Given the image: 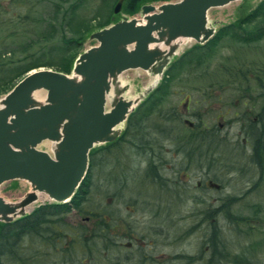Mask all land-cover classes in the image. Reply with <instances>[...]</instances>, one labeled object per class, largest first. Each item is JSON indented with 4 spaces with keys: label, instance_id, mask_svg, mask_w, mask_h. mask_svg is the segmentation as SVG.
<instances>
[{
    "label": "rangeland",
    "instance_id": "obj_1",
    "mask_svg": "<svg viewBox=\"0 0 264 264\" xmlns=\"http://www.w3.org/2000/svg\"><path fill=\"white\" fill-rule=\"evenodd\" d=\"M59 1L64 11L69 5L66 0H0V84L14 75V67L23 65L6 64V59L31 55L33 59L56 60L50 53L51 46L41 42L38 35L29 39L11 33L40 21L44 22V32L47 19L55 12V2ZM140 1L125 0L123 11L126 7L136 10ZM263 1L239 0L210 9L212 28L234 24L229 31L237 30L241 38L236 41L229 34L222 35L224 31L211 48L191 53L184 64L178 62L162 89L136 108L121 141L110 149L95 151L92 192L80 209L77 203L62 216L65 225L58 228L60 235L54 237L48 226L42 234L24 238L20 249H13L12 258L1 264H111L118 240L113 239L111 244H101L99 239L94 242L92 230L109 213L113 227L108 233L114 238L116 228H133L141 239L146 236L144 250L150 260L156 261L152 264H195L188 255L204 254L213 235V224L221 229L220 237L226 241L225 246L221 240L213 242L215 247L220 245L219 250L226 247L229 256L225 263L245 260L264 264V168L252 161L250 147L243 150L247 147L244 140H248L243 124L264 111V4L259 7ZM117 2L83 1L77 18L85 19L83 26L89 22L92 27L85 36L84 48L97 44L94 36L100 28L96 25L107 20L111 12L114 14ZM32 9L36 10L31 20H25V14ZM125 15L128 14L121 12L114 18L112 15L111 22ZM193 45L194 42L177 55L174 63ZM124 83L130 84L125 94L129 98L150 84L148 74L141 69L125 71ZM4 95L0 93V98ZM248 110L249 115L245 114ZM201 126L210 130L209 135L218 136L202 134ZM42 147L47 149L50 145L45 143ZM153 164L160 172L153 173ZM205 176L224 184L225 189L212 193V199L196 200L195 196L201 195L196 183ZM259 179L262 182L254 183ZM0 190L7 201L15 202L23 198L30 185L14 180L4 183ZM227 193H245L231 208L242 221L229 224L223 216H214V221L206 218L208 208L220 205L221 197ZM41 203L43 200L33 204L31 210ZM69 223L75 229L68 227ZM198 223L199 228L192 231ZM210 228L213 229L209 231ZM86 232L92 238L85 247ZM134 237L119 238L126 247V242ZM134 242L136 246L140 244ZM181 255L184 261H180Z\"/></svg>",
    "mask_w": 264,
    "mask_h": 264
},
{
    "label": "water",
    "instance_id": "obj_2",
    "mask_svg": "<svg viewBox=\"0 0 264 264\" xmlns=\"http://www.w3.org/2000/svg\"><path fill=\"white\" fill-rule=\"evenodd\" d=\"M231 1L181 0L160 6L158 13H154L155 5H145L146 24L124 19L95 34L100 44L82 53L75 65L81 81L53 69L27 74L1 101L0 186L8 180L26 179L34 190L59 202L71 198L87 171L90 149L94 143L114 139L113 127L132 104L119 99L110 113L105 112L110 77L138 67L163 73L176 46L162 53L150 49V44L178 36L206 41L214 33L207 27L208 10ZM123 2L118 1L115 13L121 11ZM42 88L48 91L44 103L33 97ZM45 139L58 141L55 158L35 148ZM35 199L36 194L29 193L21 205H14L0 195V219L11 220L18 207Z\"/></svg>",
    "mask_w": 264,
    "mask_h": 264
},
{
    "label": "trees",
    "instance_id": "obj_3",
    "mask_svg": "<svg viewBox=\"0 0 264 264\" xmlns=\"http://www.w3.org/2000/svg\"><path fill=\"white\" fill-rule=\"evenodd\" d=\"M66 1H68L69 5L64 11H61L60 9L61 2L60 1L55 2L56 3L55 12L52 14V16L49 19H47L46 21L47 25L45 27L44 32H42L43 31L42 24L44 23L43 21H40L37 24L30 26V27L25 26V28L13 29L14 31L11 34H13L17 38L28 37L30 39L31 36H37V35H38V39L41 37V40H40L41 42H46L47 44L51 46L50 53L56 57V60L53 59L52 61L51 60L45 61L42 59H37L38 57L36 59H33L31 55H26L23 58L18 59V60L15 58L13 59L10 58L9 60L6 59V61H8L6 62V64H12V63L15 64L16 62H22L23 65L21 64L18 68L14 67L13 71L15 72H14V75L10 77L11 80L10 78H7L4 80L3 84H0V89L2 90L0 93L9 91L16 84L15 79L23 77L25 74H27L30 70L34 68L47 66V67H51V68H54L56 70H59L65 73H70L72 71L73 64L77 56L83 49V43L85 40V36L87 35V33H89L92 27H91V24H89V22L88 24L86 23L83 26V22H85V19L83 18L80 19V17L79 19L77 18V16H79L78 9H80L84 0L83 1L82 0H66ZM151 1H155V0H141L137 5L136 10L135 9L130 10L126 7L124 9V12L128 14H135L139 11L140 7L143 4L147 2H151ZM263 4H264V1L259 5V7L262 8ZM35 10L36 9H32L30 13H26L25 20H28V21L31 20V17L35 13ZM112 15L113 14L111 12L108 19L100 21L99 24L96 25V27L102 28V27L109 25L111 23ZM232 25L234 24L224 26L223 28H221L218 31V33L214 36V38H212L206 44L195 45L189 52L183 55L178 61H176L171 66L168 73L171 71L172 68H174V66L178 62L179 63L182 62L184 64L185 60L191 55V53L198 54V51L201 49L211 48L210 46L217 43L219 41V38L222 35L229 34V36H231L234 40L237 41V39L241 37L237 30L232 31L231 29V31H229V28L232 27ZM70 32H71V35L70 36L67 35V33L69 34ZM222 32L224 33L222 34ZM164 82L162 83L161 87L158 90L162 89ZM156 93H158V91ZM152 96L150 97V99L152 98ZM202 128H204L200 130L202 134L204 133L205 135V132H207V135L210 134V130L205 129V127H202ZM251 128L252 129L248 131V136L251 138L253 142L252 146L258 148L259 146L256 144L259 141L258 139L261 137H262L261 138L262 145L264 146V138H263L264 137V121H263V126H262V132L260 131V128L256 129L255 126L253 125L251 126ZM192 131H195V130L192 129ZM212 132L214 133L215 131H212ZM209 136L210 138H214L215 136H218V135H215V136L209 135ZM114 145L111 144L105 147H101L99 149H110ZM97 150L98 149L94 150L91 154V164H90V169H89L87 177L82 182L80 188L78 189V192L76 193V195L73 197V199L69 203H62V204L54 203V204L42 205L36 210H34L32 214L22 219H19L13 223H0V264L3 263L4 259L12 258L10 255L11 251L13 249L16 250V248L20 246V243L24 238L25 239L33 238L36 235V233L42 234V232H44L48 228V226L51 227L50 230H53L52 234L54 235V237L59 234L60 231H58V228H61V227L63 228L65 225L63 223L64 219L62 216L66 212H69L70 208L74 207L75 204L77 205V203H78L77 208L80 209V205L87 201L88 196L92 192L91 191L92 190L91 188L92 180H90L92 177L91 169L94 165L93 154ZM251 157H252V161L255 162V164H260V163L263 164L264 162V155L253 154ZM228 166L230 165L228 164ZM153 168H155L156 171H154ZM151 169L153 170V173H157V171H159V169L157 170V167L155 164L151 166ZM231 205L232 203H228V202L221 203L220 205H218L220 207L214 208L213 216H216V217L223 216L225 218L226 215L232 212L231 207H230ZM87 211L90 214L89 210ZM109 214L110 215L102 218L101 225H98V227L95 226L94 228L96 229H92L94 232L93 236H96V239H94V242H96L97 239H99L98 242H100L101 244L102 242L105 244H111V242L113 241L112 233L110 232L108 233V231H111V228L113 227L112 222L110 224V220L111 218L113 219V216L111 213ZM245 220L247 221V219ZM237 221H242L241 217L234 216L232 219V222L237 223ZM67 226L75 229L73 224L69 223ZM213 227H214L213 235H212V238L209 239L208 243L212 244L214 241L221 240L225 246L226 244V241H224L225 239L220 237L222 234L221 229L215 226L214 224H213ZM78 228L81 229L82 228L81 225H79ZM47 232L49 233V231ZM88 235H89V232H86L84 236L85 237L84 238L85 247L87 245L86 243L89 242V239L92 238V237H88ZM109 241L110 243H108ZM217 247H220V245H218ZM217 247H215L216 255H215L214 263L221 264V263H224V261L228 258L229 254L227 253L226 247L222 249L223 251L217 249ZM96 248H97L96 250L97 252L99 248L97 246ZM100 251L101 250H99V252ZM240 261L242 262V264L246 262L245 260H240Z\"/></svg>",
    "mask_w": 264,
    "mask_h": 264
},
{
    "label": "flooded vegetation",
    "instance_id": "obj_4",
    "mask_svg": "<svg viewBox=\"0 0 264 264\" xmlns=\"http://www.w3.org/2000/svg\"><path fill=\"white\" fill-rule=\"evenodd\" d=\"M262 110H264V109H262ZM249 113H250V111L248 110V112L246 111L245 114L249 115ZM263 121H264V111H259V113L257 114V116H255L254 119L250 120L249 122H245L243 124V127H244L243 132L246 135V137L248 138V140H244V143L247 146L246 148L243 149L244 151H248L249 149H247V148L250 147V149H251L250 152H252V154L264 155V146L262 145V141H261L262 137L258 139L259 141L256 145H258L259 147L256 148V147L252 146L253 142H252L251 138L248 136V131L250 129H252L251 128L252 125L255 126L256 129L260 128V131L262 132ZM218 129L220 130V127ZM256 165L257 166L260 165L264 168V164H262V163L256 164ZM153 170L155 171L156 169L153 168ZM259 182H262V180L259 179L258 181H255L254 183H256L258 185ZM196 184H197V187L201 190V192H200L201 195L195 196L196 200H198V199L202 200V198L206 199V200L212 199V193L224 191V189H225V186H223L224 184L217 182L215 179H211V178L209 179V177L207 178V176H205L204 179L197 181ZM243 195H234L232 193H227L225 196L221 197L220 203H223V202H228V203H232V204L238 203V202H240V200L243 199ZM238 199H240V200H238ZM215 207L218 208L220 206H215ZM215 207L208 208V211L206 212V218L211 216L212 220L214 221L213 211H214ZM230 207L232 208V205ZM233 217H234V213L231 212L225 216V219L228 220L229 224H232ZM118 220H119V218L117 217L116 218V224H118ZM195 228L196 229L199 228V223H198V225H196V227L192 228V231H194ZM212 229L213 228H210L209 231H211ZM133 231H134L133 228H127V229L125 228V230L116 228V231H114V238L113 239H117L118 242H115V245H117V246H115L114 251H116V252L113 254L114 258L111 261V264H152V263L156 262V261L150 260L149 253L146 250H144V246H145L144 240H146V236L144 238H142L143 239L142 240L140 237L137 236L139 234L138 233L136 234ZM210 233L211 232H209L208 234L210 235ZM123 236H136V237L127 241L126 242L127 245H126V247H124L123 241L119 238V237H123ZM211 238H212V236H211ZM135 240H137L138 243H140L138 246H136L134 244ZM207 244L208 245H206V248L204 251L205 256H207L206 259L204 260V257H205V256H203L204 254H201L200 256L188 255L191 257V260H192L191 262H193L195 264H215L214 263V260H215V255H214L215 254V248H214L215 244L214 243H212V244L207 243ZM181 256L182 257L180 258V261H184L183 255H181ZM124 258H125V260H122ZM230 263L242 264V262L240 260L228 262V264H230ZM245 263H243V264H245ZM248 263L251 264L252 261H248ZM223 264H227V263H225V261H224Z\"/></svg>",
    "mask_w": 264,
    "mask_h": 264
},
{
    "label": "bare ground",
    "instance_id": "obj_5",
    "mask_svg": "<svg viewBox=\"0 0 264 264\" xmlns=\"http://www.w3.org/2000/svg\"><path fill=\"white\" fill-rule=\"evenodd\" d=\"M136 19H137V21L139 23H146V19L141 17V16L139 18H136ZM193 41L194 40H193L192 37H186V36H178V37H176L175 39H173L171 41L170 40L166 41L165 38H161V39H159L158 42L151 43L150 49H159L162 53H165V52H167L169 50V47L171 45H175L177 47L176 54H179L187 46L192 44ZM146 71L145 72L148 74L149 83L150 84H156L162 78V75L161 74H156L153 69H146ZM71 77L73 79L77 80V81H81L82 80V77L76 75L74 72L71 74ZM119 77L124 81V74H116V75L110 77V87L111 88H110V90H109V92L107 93V96H106L107 97V108H108V106L112 105L113 102H114V97H115V93H116V90H117L116 86H114V85L116 84V82L119 79ZM33 97L38 102H43L44 103L46 101V98L44 97V93L42 92V90H36L33 93ZM1 105H2V103H1V99H0V106ZM139 108H138V110H139ZM118 129L119 128L117 127L116 131H118ZM38 196H39L40 200H44L45 198L48 197L44 193H40V194H38ZM21 201L22 200L20 199V200H18L16 202H14V203L12 202V203L13 204H17V203H19ZM30 207H28L27 209H29Z\"/></svg>",
    "mask_w": 264,
    "mask_h": 264
}]
</instances>
